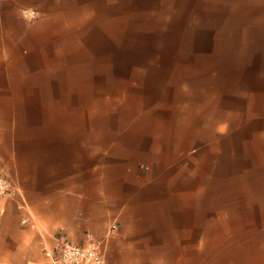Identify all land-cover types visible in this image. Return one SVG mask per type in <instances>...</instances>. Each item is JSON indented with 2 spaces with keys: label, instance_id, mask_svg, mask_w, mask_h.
<instances>
[{
  "label": "rangeland",
  "instance_id": "374dc122",
  "mask_svg": "<svg viewBox=\"0 0 264 264\" xmlns=\"http://www.w3.org/2000/svg\"><path fill=\"white\" fill-rule=\"evenodd\" d=\"M0 107L182 186L185 223L158 253L264 264V0L16 6L0 23Z\"/></svg>",
  "mask_w": 264,
  "mask_h": 264
},
{
  "label": "crops",
  "instance_id": "0c3cea01",
  "mask_svg": "<svg viewBox=\"0 0 264 264\" xmlns=\"http://www.w3.org/2000/svg\"><path fill=\"white\" fill-rule=\"evenodd\" d=\"M30 1L0 0V23L8 25L14 8ZM1 113L7 132L0 172L16 184L27 207L0 199V264H49L44 250L60 232L74 243L86 232L103 238L106 264L183 263L181 256L152 249L175 245L168 236L186 220L182 186L176 191L160 181L138 157L112 161L109 151L89 149L77 133L55 124L18 127L14 111ZM114 223L117 231L109 235Z\"/></svg>",
  "mask_w": 264,
  "mask_h": 264
},
{
  "label": "built area",
  "instance_id": "2783aa9c",
  "mask_svg": "<svg viewBox=\"0 0 264 264\" xmlns=\"http://www.w3.org/2000/svg\"><path fill=\"white\" fill-rule=\"evenodd\" d=\"M28 16H35L34 11H26ZM18 199L19 207L26 209V203L19 188L8 178L0 174V199ZM28 218L22 219V224H27ZM117 224H111L108 234L112 235L117 231ZM104 239L97 238L86 232L81 243H74L60 232L52 248L44 250L45 257L49 264H106L104 252Z\"/></svg>",
  "mask_w": 264,
  "mask_h": 264
}]
</instances>
